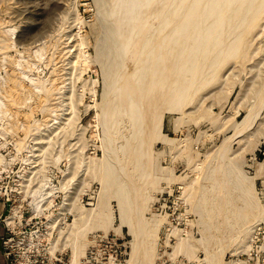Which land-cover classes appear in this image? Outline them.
I'll return each instance as SVG.
<instances>
[{"label":"rangeland","instance_id":"374dc122","mask_svg":"<svg viewBox=\"0 0 264 264\" xmlns=\"http://www.w3.org/2000/svg\"><path fill=\"white\" fill-rule=\"evenodd\" d=\"M117 4L0 0L8 264H264V0H197L168 52L109 65Z\"/></svg>","mask_w":264,"mask_h":264},{"label":"bare ground","instance_id":"6f19581e","mask_svg":"<svg viewBox=\"0 0 264 264\" xmlns=\"http://www.w3.org/2000/svg\"><path fill=\"white\" fill-rule=\"evenodd\" d=\"M144 0H118V4L116 5L117 7L115 8V10H113L112 12V9L110 8H107L106 11L104 12L103 16H102V23H105L106 25H108V27L106 26V29H104L106 31V33L104 34V37L101 39L102 42H101V46L102 48H100L102 51V53L104 54L103 55V61L104 63L106 64H111L113 62L114 59H112V57H110L109 55L111 54V52L113 51V45H115L117 47V45L119 44V40H122L123 41V38H124V41L125 45H128L130 46V43L132 45V49H130L131 51L129 52V57L127 58V60H131V55L132 56H135L134 58L136 59V55H134L136 52H137V47L140 48L141 45H143V43L145 41H151L152 44H151V47L152 48H157L156 49V53L155 54H158L159 52L163 51V52H168V49L170 46H173L174 45V41H175V37H176V30L178 28V25L181 23V21H183L186 16L189 14L190 10L192 7H194L196 5V2L197 0H194L193 3H190V4H186L188 2V0H165L163 2H160L157 4V8H156V12L157 11H163L162 13H159V15L161 14V16H158L157 14H155V17L152 18V20L149 19V22L148 20H146V18H148L147 16H143V17H139L138 15L136 17H134L132 11L133 9H139L140 11V8H141V5H142V2ZM153 2L157 3L156 0H152ZM109 2V1H108ZM112 4H113V1H111ZM117 2V1H116ZM115 2V3H116ZM170 3V6L166 9V11L163 10V7L165 6L166 3ZM107 3V2H106ZM227 3V2H226ZM150 4H154V3H150ZM115 5V4H114ZM113 5V6H114ZM105 6V5H104ZM145 6V5H144ZM153 6V5H152ZM106 7V6H105ZM150 7V6H149ZM166 7V6H165ZM195 8V7H194ZM192 8V9H194ZM105 9V8H104ZM136 10V12H137ZM178 11L179 10V20L176 21V20H171V17H172V14L175 12V11ZM135 11V10H134ZM133 11V12H134ZM138 11V12H139ZM145 11V10H144ZM151 11V9H150ZM149 11V13H150ZM148 12V10H147ZM116 15H113L115 14ZM133 16H131V14ZM136 14V13H135ZM115 17V18H114ZM168 19L167 21L168 24H167V28L165 30L159 28V23L160 22H164L166 21L165 19ZM159 19V20H157ZM145 20V21H144ZM157 20L155 23L154 21ZM144 21V22H142ZM147 21V22H146ZM180 21V23H179ZM146 22V23H145ZM130 26L129 28L127 26ZM104 26V25H103ZM135 29H136V32H135ZM134 31V33H133ZM163 31V32H162ZM125 32V33H123ZM109 33V36H111L112 38H110V41L109 42H112V43H109L107 42L106 40V37L105 35H107ZM136 33V34H135ZM134 37L135 36V39H131V37ZM126 40V41H125ZM113 44V45H112ZM123 45V44H122ZM138 48V49H139ZM99 49V50H100ZM112 50V51H111ZM119 51V50H118ZM117 51V52H118ZM129 51V50H128ZM126 51V53L128 52ZM120 52V51H119ZM128 54V53H127ZM126 54V55H127ZM131 54V55H130ZM161 54V53H160ZM118 55V54H117ZM122 55V54H121ZM123 56V55H122ZM156 56H159V55H156ZM154 55V58L156 57ZM100 59H101V56L99 55ZM115 57V56H114ZM125 57V56H124ZM123 57V59H124ZM163 57V56H162ZM126 58V57H125ZM156 59V58H155ZM120 60V59H119ZM154 60V59H153ZM128 62V61H127ZM118 63V62H117ZM118 66V65H117ZM134 66V65H133ZM113 67V65H112ZM128 70V69H127ZM134 71V70H133ZM132 72V71H131ZM129 73V72H128ZM140 73V72H139ZM163 70H162V67H160L157 71L155 70V65H153L151 67V73L149 74L148 76V80H147V87H146V94L147 95H151V93L155 92L156 88H155V84H156V81L158 79H156V74L157 75H160V78H162V75L164 77V74H163ZM122 77V76H121ZM129 78V77H128ZM159 78V79H160ZM119 79V78H118ZM122 79V78H121ZM127 79V78H126ZM162 79L158 80L157 82L160 84H162ZM142 81V80H141ZM143 83V81H142ZM125 84V83H124ZM127 84V83H126ZM125 84V85H126ZM160 84V86H161ZM123 85V84H122ZM138 85V84H137ZM141 85V84H140ZM124 86V85H123ZM107 87V86H106ZM170 88V87H169ZM119 89H120V86H119ZM139 89V88H138ZM118 90V89H117ZM121 90V89H120ZM126 90V89H125ZM112 93V92H111ZM127 94H128V91H127ZM153 98V97H152ZM106 99V98H105ZM117 101V100H116ZM121 102V101H120ZM162 103V102H161ZM122 104V102H121ZM117 105V104H115ZM115 105L113 107H115ZM120 105V104H119ZM149 105V104H148ZM127 106V105H126ZM120 107V106H119ZM114 109V108H113ZM117 110V106L115 108ZM123 109V108H122ZM115 110V112H116ZM105 111H109V109L105 110ZM112 111V110H111ZM120 111V109H119ZM133 111V110H131ZM136 111V110H135ZM118 113V112H117ZM116 113V116H118L119 114ZM112 114V113H111ZM110 114V115H111ZM113 115V114H112ZM121 115V113H120ZM122 116V115H121ZM120 116V117H121ZM115 117V115H114ZM113 121V120H112ZM117 122V120H116ZM114 129V128H113ZM139 129V128H138ZM132 130V129H131ZM137 136V135H135ZM140 139V138H139ZM130 142V141H129ZM130 154H132V151H131V148H130ZM131 157V156H129ZM135 211V210H134ZM138 232V231H137ZM137 258V257H136Z\"/></svg>","mask_w":264,"mask_h":264},{"label":"crops","instance_id":"0c3cea01","mask_svg":"<svg viewBox=\"0 0 264 264\" xmlns=\"http://www.w3.org/2000/svg\"><path fill=\"white\" fill-rule=\"evenodd\" d=\"M5 229V225H0V264H8V258L5 256L3 248H2V233Z\"/></svg>","mask_w":264,"mask_h":264},{"label":"built area","instance_id":"2783aa9c","mask_svg":"<svg viewBox=\"0 0 264 264\" xmlns=\"http://www.w3.org/2000/svg\"><path fill=\"white\" fill-rule=\"evenodd\" d=\"M2 243H3V241H2ZM4 254L8 258L9 254L8 253H5V252H4ZM10 264H12V263H10Z\"/></svg>","mask_w":264,"mask_h":264}]
</instances>
